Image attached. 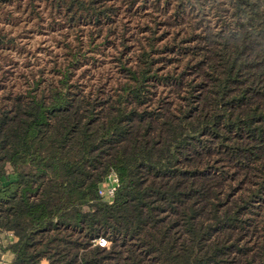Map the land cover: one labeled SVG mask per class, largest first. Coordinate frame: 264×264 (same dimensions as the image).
Instances as JSON below:
<instances>
[{
	"label": "trees",
	"instance_id": "trees-1",
	"mask_svg": "<svg viewBox=\"0 0 264 264\" xmlns=\"http://www.w3.org/2000/svg\"><path fill=\"white\" fill-rule=\"evenodd\" d=\"M0 232L11 264H264V0H0Z\"/></svg>",
	"mask_w": 264,
	"mask_h": 264
},
{
	"label": "rangeland",
	"instance_id": "rangeland-1",
	"mask_svg": "<svg viewBox=\"0 0 264 264\" xmlns=\"http://www.w3.org/2000/svg\"><path fill=\"white\" fill-rule=\"evenodd\" d=\"M140 19H144V17H141ZM132 21V20H130ZM130 21L128 23H130ZM132 24V23H131ZM22 42L26 44V48L31 50L35 53V57L28 54V60L31 61V65H34L38 67L40 64L45 63V61L49 58L48 52L50 49H53V43L51 34L50 33H42V34H35L32 33V35L28 38L22 37L20 38ZM110 50V49H109ZM110 54V53H109ZM13 59L15 61L14 64H12V70L16 72V69H24L26 66H24L23 57L22 55L19 56L17 54H12ZM102 63H100V70L103 72L105 71L109 66L108 59L110 58V55H105L101 57ZM89 73V74H88ZM97 71H93L92 69H88L86 72V77L90 76L91 80H94ZM94 74V75H92Z\"/></svg>",
	"mask_w": 264,
	"mask_h": 264
},
{
	"label": "built area",
	"instance_id": "built-area-1",
	"mask_svg": "<svg viewBox=\"0 0 264 264\" xmlns=\"http://www.w3.org/2000/svg\"><path fill=\"white\" fill-rule=\"evenodd\" d=\"M118 183V179L115 173H111L105 180L102 186L98 189V194L103 197L105 200H109L114 195L116 186ZM95 243H97L100 246H108L109 241H107L103 237H99L95 240Z\"/></svg>",
	"mask_w": 264,
	"mask_h": 264
},
{
	"label": "crops",
	"instance_id": "crops-1",
	"mask_svg": "<svg viewBox=\"0 0 264 264\" xmlns=\"http://www.w3.org/2000/svg\"><path fill=\"white\" fill-rule=\"evenodd\" d=\"M11 239L10 232H0V264H11L12 254L6 248Z\"/></svg>",
	"mask_w": 264,
	"mask_h": 264
}]
</instances>
